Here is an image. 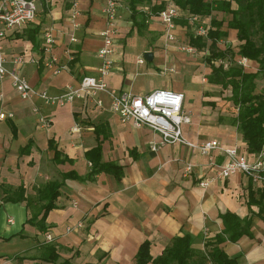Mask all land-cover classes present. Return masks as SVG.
<instances>
[{"label": "crops", "instance_id": "obj_1", "mask_svg": "<svg viewBox=\"0 0 264 264\" xmlns=\"http://www.w3.org/2000/svg\"><path fill=\"white\" fill-rule=\"evenodd\" d=\"M151 1L160 4L168 0ZM79 2L82 28L76 44L64 35L71 5L63 0H46L45 7L38 0V13L41 7L48 13L35 23L37 13L29 25L52 29L57 39L54 54L66 65L59 74L43 64L46 30L38 46L15 36L5 42L7 52L39 57V64L27 63L22 68L39 91L59 95L68 85H78L84 76L98 74L97 52L103 45L101 32L106 26L103 1ZM119 2L114 69L105 79L108 87L139 95L155 89L181 91L186 108L192 112V122L184 126L187 140L200 143L216 139L226 146H238L241 154L252 157L232 123L237 111L218 112L217 117L210 118L219 104V99L207 96L211 71L206 68L204 72L195 61L198 54L190 56L178 50L180 44L189 43L192 30L177 23L176 40L168 41L160 17L152 14L149 6H138L146 21L137 29L129 4ZM227 41L232 44L234 40ZM145 51L154 53L153 60L139 63ZM166 71L178 78L167 85L152 81L156 73ZM99 98L102 105L92 97L78 98L65 106L47 105L40 97L32 101L21 98L9 77L0 81V112L14 114L13 118L0 119V264H52L44 259L47 245H53L59 254L57 263L136 264L143 242L150 241L155 258L176 236L185 233L194 235L195 246L203 249L205 238L213 241L224 231L221 215L228 212L238 215L243 227L250 219L249 232L236 242L226 240L220 246L230 257H238L239 264H264V215L249 203L250 191L256 192L263 184L238 172L201 187L203 178L214 176L226 163L223 153L213 150L202 155L183 143L166 144L153 151V142L162 139L159 133L147 126L123 123L110 108V95L100 92ZM41 116L50 118L51 123L42 126ZM76 123L81 129L74 132ZM95 148H100L103 164L121 166V176L94 172L86 154ZM188 166H192L190 172H186ZM51 185L59 190L55 207L39 223L49 199L43 192ZM17 196L22 200H11ZM79 222H83L82 228L67 233L68 226ZM48 236L53 240L48 241Z\"/></svg>", "mask_w": 264, "mask_h": 264}, {"label": "built area", "instance_id": "obj_2", "mask_svg": "<svg viewBox=\"0 0 264 264\" xmlns=\"http://www.w3.org/2000/svg\"><path fill=\"white\" fill-rule=\"evenodd\" d=\"M97 1H103L102 12L106 19V26L101 32L103 45L97 52L100 59L98 74L96 76L86 75L78 85H68L64 93L51 95L45 90H37L22 72L23 66L27 63L39 64V57L28 56L24 53H10L5 47V42L10 36L23 31L35 20L38 13V0H0V81L9 77L21 98L32 101L35 97H40L47 105L65 106L83 97H92L99 105H102L99 93H107L111 97L112 112L117 114L123 123L132 122L137 128L147 126L161 135L160 141L153 142L151 147L153 151H158L166 144L183 143L197 149L202 155H209L213 150L223 153L227 157L226 163L217 170L214 176L203 178L199 182L201 187H209L215 179H227L238 172L247 173L253 177L254 181L264 185V148L257 156L249 157L241 154L238 146H226L216 139L200 143L186 139L184 126L192 122V112L185 106L183 92L155 89L145 95H139L131 92H118L108 87L105 79L114 69L113 55L116 51L117 18L121 4L119 0ZM81 16L82 9L79 0H72L69 25L64 31V35L71 44L79 42L78 32L82 28ZM158 16L165 27L166 38L170 41L175 40L176 19L179 17L178 7L174 3H169L158 13ZM189 21L195 35L207 37L209 25L200 23L197 15L191 16ZM56 43L57 39L52 29L46 30L43 34L42 45V50L46 54L43 64L54 74H59L66 65L62 64L59 56L54 54ZM218 44L228 46L231 42L220 39ZM179 50L192 55L198 53L197 47L189 43L179 47ZM66 53L71 60L72 53L69 48L66 49ZM138 62L143 63L144 58L141 57ZM236 62L244 68H251L253 65L252 61L246 57L238 58ZM215 63L223 64L225 69L229 66L226 60H217ZM34 110L38 111V108ZM13 117V113L0 112L1 120ZM40 123L42 126H48L51 119L41 116ZM80 129L79 123H76L72 131L77 132ZM191 169L192 166H188L186 172H190ZM77 205L78 202H74V206ZM83 226V222H79L74 226H68L66 231L70 233ZM207 232V230L204 231L205 237H207ZM47 238L48 241L53 240L51 236Z\"/></svg>", "mask_w": 264, "mask_h": 264}, {"label": "trees", "instance_id": "obj_3", "mask_svg": "<svg viewBox=\"0 0 264 264\" xmlns=\"http://www.w3.org/2000/svg\"><path fill=\"white\" fill-rule=\"evenodd\" d=\"M71 5L72 0H63ZM129 4L137 29H141L146 21V16L138 10V6L146 5L152 14L158 13L167 4L174 3L179 10L176 23L191 28L190 17L197 15L200 23L209 25L207 37L195 35L189 32V44L198 50L208 49L209 55L205 58L211 67V73L207 76L208 82L230 89L228 96L232 103V109L236 112L232 123L237 126L247 143V151L255 157L264 148V89L259 88L256 79L264 74V0H168L160 4H152L151 0H125ZM45 7L46 0H41ZM69 5V6H70ZM45 9V8H44ZM47 30L42 24L28 26L23 31L17 32L15 38L30 40L34 46L40 44V35ZM220 39L236 40L223 48L218 44ZM246 57L252 61L251 68H244L237 64L236 60ZM226 60L229 62L227 69L223 64L217 65L215 61ZM58 155V150H55ZM87 158L95 166L94 172L106 171L116 176H121V166L103 164L101 162V150L95 148L87 152ZM59 190L54 185L47 187L43 192L49 198L44 207V213L38 222H44L47 214L55 207V198ZM250 204L259 207V215H264V185L259 186L256 192L250 191ZM13 201H20L17 196ZM225 229L216 235L215 240L206 239L204 248L195 246L196 237L190 233L178 235L172 244L157 257L151 255V243L145 241L141 244L136 264H239L238 257H230L220 246L226 240L236 242L249 232L247 226L250 219L243 227V220L234 213L221 215ZM29 218L28 221H31ZM45 230L43 226L39 227ZM19 236H24L20 233ZM47 254L44 259L52 264L57 263L59 254L53 245L45 247Z\"/></svg>", "mask_w": 264, "mask_h": 264}, {"label": "rangeland", "instance_id": "obj_4", "mask_svg": "<svg viewBox=\"0 0 264 264\" xmlns=\"http://www.w3.org/2000/svg\"><path fill=\"white\" fill-rule=\"evenodd\" d=\"M47 13H48V11L43 10V8L41 7L40 11L38 13L39 17H37V19L35 20V23L39 22L40 19H42L45 16V14H47ZM188 30H192V28H190ZM191 32H193V30ZM139 40L142 41L143 39L139 38ZM175 40H173V41H175ZM168 41H170V40H168ZM233 42H234L233 44H235L236 40H234ZM185 44L186 43L180 44L178 47H181V46H183ZM179 51L183 52V53H186V52L181 51V50H179ZM197 54L200 57L199 58L196 57L195 61L198 60V62L201 64V66L204 67V72L206 71V68H209V71H212L210 65L205 60V58L209 55V50L208 49L198 50ZM197 54H195V55L197 56ZM188 55H190V54H188ZM142 57H143V55H142ZM144 60H145V58H144ZM210 73L211 72H209V74ZM177 78H178V76L176 74H174L173 72L166 71V72H162V73H156V75L152 78V81L155 84L167 85V84H171ZM256 82H257L259 88H263L264 89V74L259 75L258 78L256 79ZM208 86H209V91H208V95L207 96L209 98H214L215 97V98L219 99V104L215 105V106H218V108L214 107V109H213L214 114H213V116H210V118L211 117H217V115H218L217 113L218 112L220 113L222 111L223 112L227 111L229 114L232 113V106H231V104H229L230 101L228 99V96H229V93H230V89H225V88H222V87H219L217 89L216 88L212 89L213 86H212V84L210 85V83H209ZM187 98H189V96H187ZM228 117L231 118V116H228Z\"/></svg>", "mask_w": 264, "mask_h": 264}, {"label": "water", "instance_id": "obj_5", "mask_svg": "<svg viewBox=\"0 0 264 264\" xmlns=\"http://www.w3.org/2000/svg\"><path fill=\"white\" fill-rule=\"evenodd\" d=\"M143 57H144L146 60L151 61V60H153L154 53L151 52V51H145V52L143 53Z\"/></svg>", "mask_w": 264, "mask_h": 264}]
</instances>
